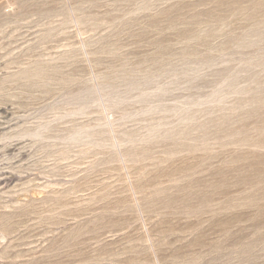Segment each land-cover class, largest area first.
<instances>
[{
    "label": "rangeland",
    "instance_id": "374dc122",
    "mask_svg": "<svg viewBox=\"0 0 264 264\" xmlns=\"http://www.w3.org/2000/svg\"><path fill=\"white\" fill-rule=\"evenodd\" d=\"M0 264H264V0H0Z\"/></svg>",
    "mask_w": 264,
    "mask_h": 264
}]
</instances>
